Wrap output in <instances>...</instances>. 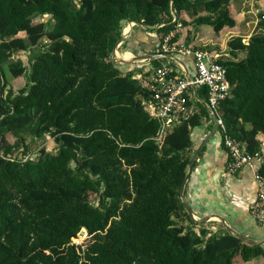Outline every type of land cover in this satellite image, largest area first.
Listing matches in <instances>:
<instances>
[{
	"label": "trees",
	"instance_id": "obj_1",
	"mask_svg": "<svg viewBox=\"0 0 264 264\" xmlns=\"http://www.w3.org/2000/svg\"><path fill=\"white\" fill-rule=\"evenodd\" d=\"M230 1L0 0V264H232L262 253L206 238L185 210L192 132L212 120L203 104L156 142L142 81L112 61L127 23L155 31L157 50L173 18L233 31ZM256 8L250 38H230L218 58L231 91L217 109L226 134L261 154L264 176V0ZM27 139L48 142L31 157Z\"/></svg>",
	"mask_w": 264,
	"mask_h": 264
},
{
	"label": "crops",
	"instance_id": "obj_2",
	"mask_svg": "<svg viewBox=\"0 0 264 264\" xmlns=\"http://www.w3.org/2000/svg\"><path fill=\"white\" fill-rule=\"evenodd\" d=\"M260 0H231L230 13L235 20L233 31L223 30L219 35L214 34V41L201 46L198 41L203 28H196L194 25L182 26L177 30L178 38L176 44L187 46L186 42L193 40L197 47L218 49L220 56H229L227 43L234 36L241 37L246 42L254 32L258 22L256 18L257 5ZM186 22H191L188 16H184ZM127 23L125 27L128 35L122 39L121 46L113 51V62L124 67L125 71L135 69L134 76L145 74L148 70L162 65H169L178 70L174 63L168 62V56L157 53L155 48V31L144 30L134 23V26ZM139 26L145 33L146 39H139L138 34L132 36L133 29ZM188 31L190 39H187ZM211 32V31H210ZM230 32V33H228ZM212 33V32H211ZM157 34V33H156ZM224 34V35H222ZM225 34H229L228 37ZM223 36H225L223 38ZM124 44V45H123ZM123 45V46H122ZM139 56H155L150 59L136 61ZM119 57L116 61L114 58ZM158 60V64L152 62ZM185 67L192 70V59L184 58ZM212 119V118H211ZM213 120L204 121L192 132V146L190 156L200 150L196 156L195 163L188 171V179L183 184L181 195L182 202L191 211V219L195 225L194 230L205 229L206 238L213 236L231 235L237 237L247 246H255L262 253L250 260H242L239 255L234 256L232 264H264V230L254 220L250 213V206L256 199V185L253 174L247 169L231 175L227 173L228 153L222 143V137ZM214 132V133H213ZM208 142L204 144L205 140ZM204 144V145H203ZM190 164V163H189ZM187 225V222H185Z\"/></svg>",
	"mask_w": 264,
	"mask_h": 264
},
{
	"label": "built area",
	"instance_id": "obj_3",
	"mask_svg": "<svg viewBox=\"0 0 264 264\" xmlns=\"http://www.w3.org/2000/svg\"><path fill=\"white\" fill-rule=\"evenodd\" d=\"M172 22L176 23V30L163 37L157 53L168 56V62L174 63L178 70H174L169 65H162L136 76L137 80L142 81L148 93L144 105L158 123L155 141L160 142L183 119L198 113L199 104H203L210 117L216 118V125L220 128L222 143L228 153L227 173L234 175L247 169L253 174L256 199L250 206V213L264 230V176L258 172L262 164L261 154L246 153L239 142L226 134L217 109L219 102L223 101L231 91L226 68L218 63L220 55L217 52L171 44V39L181 27V23L176 18H173ZM130 25L134 26V23ZM125 27L122 30L121 42L128 35ZM151 35L157 38L156 33ZM121 42L117 43L116 48L121 46ZM185 57L192 59L191 71L185 67ZM202 90L206 92V101L200 96ZM72 243H75L74 239Z\"/></svg>",
	"mask_w": 264,
	"mask_h": 264
},
{
	"label": "rangeland",
	"instance_id": "obj_4",
	"mask_svg": "<svg viewBox=\"0 0 264 264\" xmlns=\"http://www.w3.org/2000/svg\"><path fill=\"white\" fill-rule=\"evenodd\" d=\"M255 15H256V18H254V21L256 20V22H258L257 23V25H259V17H258V15H257V12L255 13ZM228 33H230V32H228ZM139 35L138 36V38L139 39H143V40H145L146 39V35H145V33L140 29V27L139 26H137V27H135L134 29H133V32H132V36L134 37V36H136V35ZM222 35H224V34H222ZM225 36L226 37H228L229 36V34H225ZM225 36H223V38L225 37ZM214 41V34L213 33H211L207 28H205V29H203V32H202V34H201V37L199 38V41H198V43L202 46H205V45H207V44H209L210 42H213ZM57 47H55V49H56ZM113 53H112V60H113ZM21 59H22V61H27V55L25 54V53H22V55H21ZM115 60L117 59H119V57L117 58V57H115L114 58ZM116 60V61H117ZM113 65H120V64H115L114 62H113ZM8 79H10L9 78V74L7 73V76H6ZM24 83V80L23 79H21L19 82H18V86H21L22 84ZM48 142V140L45 142V140L43 139V140H41V141H30L29 139H27V143H30L29 145V148H30V154H31V157H35L36 155H37V153H38V151L40 150V148L41 147H45V144ZM51 142V141H50ZM85 239V232L84 231H82L81 233H79V235H78V238H76V239H74V244H80V243H82V241ZM73 241V240H72Z\"/></svg>",
	"mask_w": 264,
	"mask_h": 264
},
{
	"label": "water",
	"instance_id": "obj_5",
	"mask_svg": "<svg viewBox=\"0 0 264 264\" xmlns=\"http://www.w3.org/2000/svg\"><path fill=\"white\" fill-rule=\"evenodd\" d=\"M119 42H121V40H119L118 41V43ZM152 57H155V56H146V57H144V56H139V57H137L136 58V61L138 60V61H142V60H146V59H150V58H152ZM156 57H163V55H157ZM1 92H2V90H1ZM212 118V120H213V122H214V124H215V126H216V128H215V130H214V132L218 129V127H217V125H216V118L215 117H211ZM213 132V133H214ZM208 139L209 138H207L206 140H205V142H204V144H206L207 142H208ZM203 144V145H204ZM199 151L200 150H197L196 152H195V154L192 156V158H191V160H190V164H189V170L191 169V165L193 164V162L195 161V159H196V156L198 155V153H199ZM262 152L264 153V142H263V144H262ZM187 179H188V176H186L185 177V180H184V183L187 181ZM182 191H183V189L181 190V195H182ZM185 210H186V212L188 213V215L191 217V211H190V209L188 208V206H186L185 205Z\"/></svg>",
	"mask_w": 264,
	"mask_h": 264
}]
</instances>
